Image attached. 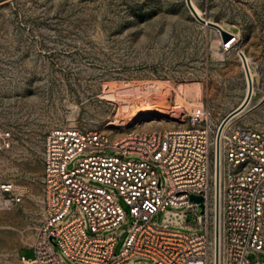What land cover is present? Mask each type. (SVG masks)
I'll return each instance as SVG.
<instances>
[{
	"label": "rangeland",
	"instance_id": "obj_1",
	"mask_svg": "<svg viewBox=\"0 0 264 264\" xmlns=\"http://www.w3.org/2000/svg\"><path fill=\"white\" fill-rule=\"evenodd\" d=\"M5 1L0 5V128L11 130L13 144L0 150V182L13 180L26 193L15 209L0 210V264H27L22 257L34 256L31 246L43 212V145L49 130L78 125L121 137L191 125L185 108L179 121L150 116L129 128L108 127L117 120L118 104L105 97L107 84L167 81L171 104L180 86L195 87L197 92L194 89L187 99L209 106L219 121L246 97L241 49L254 70V91L235 121L264 127V0H193L203 17L222 24L236 38L229 50L223 49L220 32L201 23L186 0L0 3ZM120 202L128 211L129 205ZM189 209L187 204L170 205L168 210L186 213L187 222L168 227L203 232L197 219L201 209ZM165 217L160 211L154 220L164 222ZM134 220L128 214L124 223L98 234L117 235L118 254ZM256 257L250 254V259ZM134 262L148 259L137 257Z\"/></svg>",
	"mask_w": 264,
	"mask_h": 264
},
{
	"label": "built area",
	"instance_id": "obj_2",
	"mask_svg": "<svg viewBox=\"0 0 264 264\" xmlns=\"http://www.w3.org/2000/svg\"><path fill=\"white\" fill-rule=\"evenodd\" d=\"M233 39L222 43L224 50ZM224 118L216 121L209 106L198 105L185 128L121 137L78 125L49 130L42 219L34 256L23 261L137 264L135 258L145 257L148 262L139 264H264V127L234 120L220 130ZM12 144L11 130L0 128V150ZM25 193L13 180L0 182V210L15 209ZM192 194L203 197V206ZM184 204L201 209L203 232L168 227L187 222L186 213L168 210ZM160 211L164 222L154 220ZM128 214L135 220L116 254L118 236L98 233L118 227Z\"/></svg>",
	"mask_w": 264,
	"mask_h": 264
},
{
	"label": "bare ground",
	"instance_id": "obj_3",
	"mask_svg": "<svg viewBox=\"0 0 264 264\" xmlns=\"http://www.w3.org/2000/svg\"><path fill=\"white\" fill-rule=\"evenodd\" d=\"M191 1L197 12L203 16L201 9L197 6V4L193 0ZM230 39H232V36ZM235 41L236 38H234L231 43L232 47L235 45ZM240 50L241 49H238V52ZM245 56L248 62L251 77L254 80V76H255L254 70L249 64L248 55L245 54ZM241 62L244 67L242 58H241ZM244 72H245V67H244ZM245 76L247 80V93H246V97H247L249 93V81L246 72H245ZM169 88H171V86L168 84V82L161 80H148L143 82L127 81L118 84H112V83L107 84L105 87V97L118 104V113L116 115L117 120L110 122L107 126L114 128H129L134 124H136L142 118H146L150 116H162L165 119L179 121L181 120L183 115H185V108H187L190 111H193L195 106H198L195 105L194 103H191V101L187 99V97L195 89V87L180 86L176 99L172 104L169 103L167 99V95L170 93ZM195 90L197 92V88ZM253 91H254V83H253L252 95H253ZM246 107L243 110L235 113L226 122L225 128H227L238 116H240L245 111Z\"/></svg>",
	"mask_w": 264,
	"mask_h": 264
},
{
	"label": "water",
	"instance_id": "obj_4",
	"mask_svg": "<svg viewBox=\"0 0 264 264\" xmlns=\"http://www.w3.org/2000/svg\"><path fill=\"white\" fill-rule=\"evenodd\" d=\"M9 1H10V0H9ZM186 1H187V4L189 5V7L191 8V10H192L194 16H195V17H196L201 23H203L204 25L210 26V27H214V28H216V29L220 32L221 37H222V40H223L224 43H225V42H228L229 40H231L230 38H231L232 34H231L229 31H227V30L223 27L222 24H220V23H218V22H215V21H212V20H209V19L203 17L202 15H200V14L197 12V10H196L195 7L193 6L191 0H186ZM5 3H7V1L0 3V5L5 4ZM239 54H240V56H241V58H242V60H243L244 67H245V72H246V75H247V78H248V81H249V93H248V95H247L245 101L241 104V106H239L237 109L233 110L231 113H229V114L224 118L220 130L223 128V126L225 125V123H226V122H227V121H228V120H229V119H230L235 113H237V112L243 110V109L249 104V102L251 101V98H252L253 79H252L251 74H250V70H249L248 62H247V60H246L245 53H244L242 50L239 51ZM190 198H191L192 200H195V201H197V202H200L201 205L203 206V197H202V196H198V195H194V194H192V195L190 196Z\"/></svg>",
	"mask_w": 264,
	"mask_h": 264
}]
</instances>
